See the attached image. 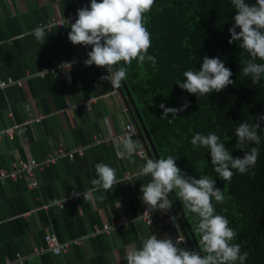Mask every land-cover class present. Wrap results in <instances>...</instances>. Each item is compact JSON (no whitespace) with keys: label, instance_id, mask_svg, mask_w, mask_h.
<instances>
[{"label":"crops","instance_id":"1","mask_svg":"<svg viewBox=\"0 0 264 264\" xmlns=\"http://www.w3.org/2000/svg\"><path fill=\"white\" fill-rule=\"evenodd\" d=\"M78 9L79 0H0V81L9 76L24 81L0 88V171L43 160L57 148L84 152L38 169L35 188L29 178L0 187V264H18V255L25 264H127L126 252L141 247L143 238L156 234L173 240L179 232L169 220L154 226L143 222L144 210L152 209L140 189L151 176L140 175L146 161L127 154L117 141L133 121L121 91L100 80L109 75L107 69L86 66L83 59L63 72L37 76L82 48L68 39L71 25L52 26ZM36 26L47 34L43 45L32 34ZM88 100L93 103L84 106ZM10 128L16 130L13 137L5 134ZM137 142L141 147L140 137ZM99 162L116 169L117 184L107 192L91 183ZM74 190L81 194L77 200ZM101 195L103 200L97 198ZM122 218L131 224L102 233ZM46 235L81 244L61 256L35 254L47 247Z\"/></svg>","mask_w":264,"mask_h":264},{"label":"trees","instance_id":"2","mask_svg":"<svg viewBox=\"0 0 264 264\" xmlns=\"http://www.w3.org/2000/svg\"><path fill=\"white\" fill-rule=\"evenodd\" d=\"M236 14L231 0H155L145 14V26L151 33L148 54L157 63L153 66L145 62L140 67L133 60L130 66L123 61L119 66L128 69L126 81L160 158L171 155L186 175H206L216 180L225 202L213 200V205L236 231L233 243L241 246L242 253H248L245 264H264V121H258L260 143L243 146L244 151L258 148L255 166L245 174L233 170L230 181L222 180L214 171L209 149L191 144L196 133H215L234 158H242L244 151L237 147L235 129L245 120L254 125L257 117L264 115V76L253 84L252 77L242 72L251 59L249 53L240 47L241 41L228 42ZM204 56L221 59L231 70L234 84L219 93L198 97L182 90L176 81L184 79V71L198 70ZM255 62L264 60L257 58ZM185 102L189 106L174 119L171 113L167 119L162 118L161 103L180 108ZM175 191L199 243L200 235L195 231L198 217L184 206Z\"/></svg>","mask_w":264,"mask_h":264},{"label":"clouds","instance_id":"3","mask_svg":"<svg viewBox=\"0 0 264 264\" xmlns=\"http://www.w3.org/2000/svg\"><path fill=\"white\" fill-rule=\"evenodd\" d=\"M154 3L155 0H91L90 8L77 10L78 18L71 23L68 39L74 45L91 46L85 65L106 68L109 75L101 76L100 80L110 82L113 89H119L122 81L126 80V66H130L133 60L140 67L145 62H151L153 66L157 63L156 58L148 54L151 33L145 26V14L151 11ZM231 3L237 14L233 18V26L229 28L231 39L228 42L241 41L240 47L251 57L242 72L245 76H251L252 83L256 84L264 76V63L255 62L257 58L264 60V0H255V3L231 0ZM32 34L42 45L46 42L47 34L43 26H36ZM121 61L126 66H119ZM232 75L221 59L204 56L200 68L184 71V79L177 80L176 84L182 90L201 97L213 91L219 93L234 84ZM188 106V102L180 108L165 107L163 103L159 105L163 110L162 118L166 119L169 113L174 119ZM258 121H264V115L257 117L254 125L245 120L235 129L237 147L241 150L244 151L246 143H260L258 129L261 125ZM191 144L209 149L214 171L224 181L231 180L233 170L240 174L248 173L259 155L258 148L252 147L250 151H244L242 158H234L215 133H196ZM122 147L132 155L139 145L129 134L123 139ZM176 160L168 155L166 158L148 159L141 167L140 175L151 176V180L140 189L142 201L152 211L170 210L172 204L168 194L174 189L178 190L184 206L198 217L195 231L200 235L201 251L179 247L183 242L181 237L174 242L170 238H158L156 234H151L142 239L141 247L126 252L127 264H245L248 253H242L241 246L233 243L237 237L236 231L229 227L225 216L216 213L213 205V200L216 203L225 202L222 189L217 187L215 179L206 175L199 178L186 175L177 166ZM94 169L98 178L91 183L97 190L107 192L117 184L116 169L110 165L99 162L95 163ZM80 195L75 190L72 192L73 197ZM97 198L103 200L105 197L101 195ZM172 219L175 220V217Z\"/></svg>","mask_w":264,"mask_h":264},{"label":"built area","instance_id":"4","mask_svg":"<svg viewBox=\"0 0 264 264\" xmlns=\"http://www.w3.org/2000/svg\"><path fill=\"white\" fill-rule=\"evenodd\" d=\"M78 18L77 14L71 13L69 17L67 18L66 21H57L54 23V26L59 27V28H65L68 25H71V23H74V21ZM91 51V46H84L82 45V48L79 51H76L73 53V55L70 57V60L56 65L54 67H44L40 73L37 74V76L43 77L46 76V74L50 72H63L65 70H68L78 62L79 60L87 59V53ZM22 80L15 79L14 77H7L6 79H3L0 81V88H5L10 85H23ZM93 103V100H88L85 103H82L84 106H91ZM37 122H41L42 118H37L35 119ZM27 125V124H26ZM20 129V128H18ZM5 134L7 137H13L16 134L15 128H10L6 130ZM131 134L132 139L135 141L139 140V135L136 129V126L133 122L128 124L127 129L125 132L120 134L117 137V141L121 142L123 139ZM83 150H76L72 152H66L62 148H57L55 151H53L51 154H49L45 159L43 160H30L28 162H21V163H14L12 165V168L7 171H0V187L3 185H6L9 181H15L19 180L22 178H29L32 180L31 186L32 188H35L38 185V182L34 180L35 173L38 169H44L47 166H49L52 163H55L57 159L66 157L69 160H74L75 155H83ZM140 160H148V154L144 147L141 145V147H138L136 152L134 153ZM73 200H77V198H73ZM58 207L60 210H64L65 206L64 203L58 204ZM50 207H45L44 209H49ZM172 217H175V220L172 219ZM164 220H169L170 221V227L173 230H178V235L173 239L175 242L178 237L183 238V242L179 244V247L181 248H187L189 250L190 246L188 243V240H186V237L183 234V231H181L180 226L176 220V216L173 210V207H171L170 210L166 211H161V210H156L154 212L150 211L149 209H145L143 212V222L148 225V226H154L156 224H159L160 222ZM131 224L130 219L128 218H122L121 220L117 221L114 225H107L104 228V231L102 233L111 235L112 232L115 229L127 227ZM45 241L47 243L46 248H36L35 254L37 255H44L46 253H52L56 256H61L65 254L73 245H80V241H71V242H61L55 235H46L45 236ZM18 264H25L26 259L22 257L21 255L17 256Z\"/></svg>","mask_w":264,"mask_h":264},{"label":"water","instance_id":"5","mask_svg":"<svg viewBox=\"0 0 264 264\" xmlns=\"http://www.w3.org/2000/svg\"><path fill=\"white\" fill-rule=\"evenodd\" d=\"M79 6L80 8H83V7L90 8V4L88 0H79ZM119 90L121 91L124 97L125 103L128 107V111L132 116V121L134 122L136 126L138 135L140 137L143 147L145 148L148 154L149 159H159L160 156L158 154V151L154 145V142L148 131V128L144 123V120L138 109L136 101L134 100L135 98L133 96V93L131 92V89L126 80L122 81ZM168 199L170 200L172 204L175 216L177 217V221L183 229V234L186 237V240H188L190 249L191 250L196 249L197 251H201V248L197 241L195 233L191 227L190 222L188 221V218H186L185 216V213L183 211V208L181 206L180 200L176 194L175 189L168 194Z\"/></svg>","mask_w":264,"mask_h":264},{"label":"bare ground","instance_id":"6","mask_svg":"<svg viewBox=\"0 0 264 264\" xmlns=\"http://www.w3.org/2000/svg\"><path fill=\"white\" fill-rule=\"evenodd\" d=\"M67 20V19H66ZM66 20H64V21H66ZM55 23V22H54ZM54 23H53V25L52 26H54ZM69 26V25H68ZM67 27V26H66Z\"/></svg>","mask_w":264,"mask_h":264}]
</instances>
